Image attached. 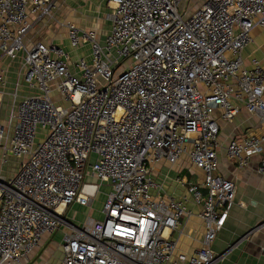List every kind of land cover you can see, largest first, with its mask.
I'll list each match as a JSON object with an SVG mask.
<instances>
[{
  "label": "built area",
  "instance_id": "built-area-1",
  "mask_svg": "<svg viewBox=\"0 0 264 264\" xmlns=\"http://www.w3.org/2000/svg\"><path fill=\"white\" fill-rule=\"evenodd\" d=\"M56 2L0 0V54L23 56L17 89H34L0 118V264H22L62 225V264H216L211 245L237 194L232 179L215 174L220 120L245 110L264 125V69L257 61L248 68L242 56L253 29L264 27V0H205L197 8L189 0H110L105 40L63 23L73 49L90 46L89 58L77 59L26 41ZM255 154L264 155V129L227 147L241 167ZM184 155L204 178L177 199L164 194L154 166ZM102 186L109 191L95 218ZM187 198L201 207L205 227L192 254L174 238L190 214ZM75 203L92 210L79 223L66 218Z\"/></svg>",
  "mask_w": 264,
  "mask_h": 264
},
{
  "label": "crops",
  "instance_id": "crops-1",
  "mask_svg": "<svg viewBox=\"0 0 264 264\" xmlns=\"http://www.w3.org/2000/svg\"><path fill=\"white\" fill-rule=\"evenodd\" d=\"M204 1L198 0L192 8L201 6ZM56 3L58 7L60 6L58 16L54 12L53 17L47 16L34 22L31 33L26 37L29 46L35 41H49L58 46H61L60 43H68L67 48L71 47L67 28L61 23L64 19L75 22L82 28L99 31L104 40L112 29L110 14L113 12L114 3L111 4L110 0H57ZM61 26H64L65 30ZM64 34L66 38H63ZM252 38V42L243 51L244 64L251 69L255 67L254 61H257L264 69V27H255ZM70 47L65 49L73 59L80 56L89 58V45L78 50ZM22 60L23 56L12 60L0 54V65L5 69L7 81L6 85H0V100L3 102L5 95L10 96L9 106L34 92V89L26 84L17 89V82L22 78L20 74ZM54 98L62 103L56 92ZM0 118L6 122L8 114L0 110ZM220 125L222 147L219 152V168L215 174L232 179L237 185V194L224 226L211 245L219 255L216 264H264V174L258 171L264 155H253L245 167L239 166L227 155V147L232 139L242 138L249 133H261L264 125L259 117L245 110H242L232 122L220 120ZM15 163L11 164V169H14ZM154 172L164 194L177 199H184L187 196V186L199 183L204 178L203 171L192 165L188 155H184L176 164L168 162L156 164ZM186 208L190 214L182 220L174 233V238L180 251L192 254L202 246L205 227L200 216L201 207L193 199L187 198ZM68 212L66 218L71 221ZM60 231L64 232V225L54 234L46 236L41 247L22 264H62L64 252L60 253L61 262L60 258L57 259L49 252L51 239Z\"/></svg>",
  "mask_w": 264,
  "mask_h": 264
},
{
  "label": "rangeland",
  "instance_id": "rangeland-1",
  "mask_svg": "<svg viewBox=\"0 0 264 264\" xmlns=\"http://www.w3.org/2000/svg\"><path fill=\"white\" fill-rule=\"evenodd\" d=\"M196 2H198V0H189V5H188L189 8H192L193 6H195ZM59 9H60V6L59 7L57 6V8L55 9L56 16H58L57 14H58ZM61 9H62V7H61ZM61 13L62 12H60L59 14L61 15ZM110 17H111V14H110ZM66 21H68V20H66ZM66 21H65V19L63 20V22H65V23H66ZM63 22H61L62 25H64ZM61 27H62V29L64 28V30H65V27L64 26H61ZM31 31L32 30H30L29 33H31ZM28 35L29 34H27L25 37H27ZM63 38H66L65 34L63 35ZM47 43H49V41ZM67 44L66 43H60L61 47L68 49L70 46L68 45L69 47L67 48ZM70 49H71V47H70ZM79 51L81 52V50H79ZM5 96L6 97L4 98V101L3 102H1V100H0V110L4 114H8L9 107H11L12 104L9 106L10 96H7V95H5ZM11 163H14V161L12 160ZM11 170H12L11 169V164L10 165H5L3 167V171H4V173L7 176H10V171ZM108 191H109V187L108 186H102L101 191L98 193L96 199L93 202L92 207H93V209L95 211L93 213V216L95 218H102V212H101V210L103 208V205H104V202H105V199H106V193ZM178 199H180V198H178ZM90 211H92L90 209V206H84V205H80L78 203H75L74 205L70 206L68 214H69V216H71V218H73L74 216H76V221H77V223H79V222H82L85 219L86 215ZM63 236H64V232H61L60 231L59 233H57V235L51 239V243H50V246H49V248H50L49 252L52 253L57 259L60 258V253L63 252V250H62V240H63ZM59 261L61 262V258H60Z\"/></svg>",
  "mask_w": 264,
  "mask_h": 264
},
{
  "label": "bare ground",
  "instance_id": "bare-ground-1",
  "mask_svg": "<svg viewBox=\"0 0 264 264\" xmlns=\"http://www.w3.org/2000/svg\"><path fill=\"white\" fill-rule=\"evenodd\" d=\"M114 6V5H113Z\"/></svg>",
  "mask_w": 264,
  "mask_h": 264
}]
</instances>
